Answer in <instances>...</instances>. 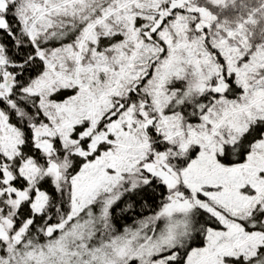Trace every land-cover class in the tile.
<instances>
[{"label": "snow or ice", "instance_id": "1", "mask_svg": "<svg viewBox=\"0 0 264 264\" xmlns=\"http://www.w3.org/2000/svg\"><path fill=\"white\" fill-rule=\"evenodd\" d=\"M0 264H264V0H0Z\"/></svg>", "mask_w": 264, "mask_h": 264}]
</instances>
